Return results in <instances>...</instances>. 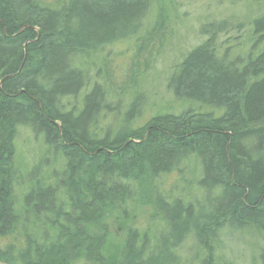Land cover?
I'll return each instance as SVG.
<instances>
[{
  "label": "trees",
  "instance_id": "1",
  "mask_svg": "<svg viewBox=\"0 0 264 264\" xmlns=\"http://www.w3.org/2000/svg\"><path fill=\"white\" fill-rule=\"evenodd\" d=\"M150 1L0 0L1 263L180 264L178 249L191 237L204 252L198 264H216L223 231L264 239V9L247 19L252 40L243 56L217 44L227 28L221 20L201 27L202 42L170 73L171 94L207 111L189 107L134 125L136 96L115 128L103 129L120 105L106 101L108 83L82 93L88 76L77 61L135 36ZM22 125L62 156V168L34 180L18 202L14 155ZM188 160L198 166L195 188L186 181ZM171 173L175 189L165 188ZM142 203L157 221L128 228L107 255L105 221L111 214L126 219ZM16 235L18 247L2 245ZM259 259L264 264V249Z\"/></svg>",
  "mask_w": 264,
  "mask_h": 264
},
{
  "label": "rangeland",
  "instance_id": "2",
  "mask_svg": "<svg viewBox=\"0 0 264 264\" xmlns=\"http://www.w3.org/2000/svg\"><path fill=\"white\" fill-rule=\"evenodd\" d=\"M242 1L151 0L135 36L106 45L89 57L78 60L77 65L88 76L82 93L95 82L104 86L107 82L106 101L112 107L118 102L120 104L119 109L111 110L100 120L103 129L106 126H110V130L114 129L119 121L114 118H121L136 96L139 107L133 113L134 125L143 124L157 114H177L189 107L196 111L206 110L176 99L167 88V79L183 55L202 42L205 36L200 33V29L205 24L225 20L227 28L217 35V44L221 50L228 49L232 56L244 55L252 40L247 36V19L257 16L264 6L255 5L250 0ZM161 11L164 20L156 26L155 20ZM72 103L70 98L69 104ZM14 162L18 168L15 186L18 202L34 180L44 181L50 175H55L53 169L60 171L62 168V156L47 146L41 134L24 125L17 128ZM184 172L188 177L186 181L192 182L187 183L188 187L195 188L199 175L196 162L186 161ZM176 175L171 173L165 178V188L170 189ZM127 215L126 219H121L111 214L105 221L108 228L105 253L109 256L124 242L128 228L149 229L152 221L156 220L150 216L152 207L147 203L132 206ZM20 239V235H16L14 239L7 238L1 243L6 245L12 242L18 247ZM195 244L191 237L182 243L178 249L182 261L180 264H198L201 261L204 252ZM216 245V264H261L259 258L264 249L262 235L253 234L249 230H226L219 235ZM72 264L93 263L77 260Z\"/></svg>",
  "mask_w": 264,
  "mask_h": 264
}]
</instances>
